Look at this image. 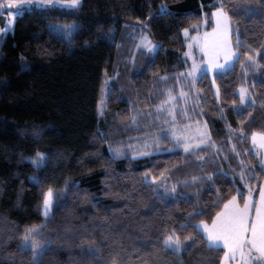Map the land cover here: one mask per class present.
I'll list each match as a JSON object with an SVG mask.
<instances>
[{"label": "trees", "instance_id": "trees-1", "mask_svg": "<svg viewBox=\"0 0 264 264\" xmlns=\"http://www.w3.org/2000/svg\"><path fill=\"white\" fill-rule=\"evenodd\" d=\"M217 5L235 25L240 55L214 75L218 98L209 75L198 77L199 106L212 138L225 141L230 127L235 151L255 163L249 138L240 140L238 131L241 121L249 134L264 131V0H81L75 9L31 6L15 17L0 47V264H32L31 249L20 245L32 224L40 226L37 239L52 241L40 264H220L223 248L205 247L206 239L191 225L211 221L234 195L243 201L245 190L222 166L221 155L207 145L197 151L205 159L197 160L171 147L167 137L160 141L162 150L143 157L116 155L107 147L108 141L123 140L135 115L143 117L164 98L181 70L183 29L203 18L210 25ZM48 21L77 26L65 39ZM140 27L158 47L153 54L138 51L132 63L128 56ZM248 56L255 57L254 65ZM104 74L110 89L106 110L98 114ZM244 84L255 103L241 113L233 103ZM38 152L45 154L39 166L29 159ZM163 175L183 198L157 199L150 178ZM193 176L200 180L178 183ZM249 177L258 186L264 170L256 165ZM48 188L59 202L46 219ZM194 208L202 212L186 221ZM184 222L188 226L180 228ZM172 229L182 241L195 236L179 254L162 244Z\"/></svg>", "mask_w": 264, "mask_h": 264}, {"label": "snow or ice", "instance_id": "snow-or-ice-1", "mask_svg": "<svg viewBox=\"0 0 264 264\" xmlns=\"http://www.w3.org/2000/svg\"><path fill=\"white\" fill-rule=\"evenodd\" d=\"M80 3L81 0H0V11L12 9L8 11L9 19L7 21V25H11L13 23L12 18L21 14L22 5H60L65 8L75 9L80 6ZM164 9L165 6L161 5V11H164ZM247 11L252 13L256 10L248 8ZM212 16L216 25L213 30L211 32H204L203 34L197 32L188 45L189 49L194 46L199 48L200 52L207 58L206 62H202L201 64H196L195 61L193 62L192 69L188 75L194 78L197 73L206 74L208 72L226 71L236 59H239V52L232 48L228 38L230 30L234 28L228 12L225 11L223 7H218L214 9ZM7 25L4 28H0V33L7 30ZM196 27L198 29L200 26L197 25ZM73 28V25L64 26L66 31H71ZM183 31L187 38L189 29L185 28ZM142 43L149 51H155L158 47V45H154L148 40L147 36L142 37ZM237 43H239V40ZM190 55V52L185 53L186 58ZM247 59L252 63H256L255 57L248 56ZM221 60H223L222 63ZM161 79H166V77H161ZM217 95H219V90H217ZM181 96L183 97L184 93H181ZM239 98V104H235L234 102L233 107L237 112L242 113L243 108L247 107L249 104V93L247 89H240ZM168 99L171 100L173 97L169 95ZM162 103L167 104L168 101H163ZM103 107V102H100L98 110L101 113ZM134 119L135 117H133V120ZM241 125L242 127L239 129L241 139L249 138L250 135L252 145L257 148V154H259V150H264V131H252L249 134L243 127L244 121H241ZM173 135L175 136V144L171 145V147H175L180 143V137L175 131H173ZM188 139V137H184V152L195 153L201 146H207L210 142V135L205 130L200 132L199 138H193L195 141L194 143H189ZM110 151H113V149L110 148ZM114 151L117 155L123 154L121 148H116ZM138 155H144V153L133 152V157ZM44 156V153L38 152L36 154L37 159H34L33 163L39 166V164L43 162ZM196 159L203 160L205 157L198 156ZM259 163L261 169L264 170V159H261ZM240 178L241 180L244 179V172H241ZM144 179L145 182H148L147 175H145ZM206 179L211 180L212 174H208ZM152 180L155 182L157 178L153 177ZM198 180H200V177L193 176L191 180L185 179L178 183H196ZM159 189H162V191ZM152 191L157 199H160L162 202L183 198L185 195L184 193L178 192L176 185L169 187L166 183L153 187ZM236 191L239 195H243L240 188H237ZM252 191L253 189L249 187V195L243 197V205L238 202L237 196L235 195L226 200L223 208L212 217L211 224H208L205 220H200L191 225L206 239L205 247L218 248L222 243L225 249V258L233 260H235L236 254L238 253L240 261H238L237 264H264V184L259 185L258 199L252 195ZM57 195L58 194L54 193L52 188H48L43 193V215L46 219L51 217L53 207L59 202L58 198H55ZM201 212L202 209L194 208L193 212L186 217V221L191 220L193 216L199 215ZM187 226L188 224L186 222L179 225L180 228H185ZM39 228V225L27 228L22 238L21 250H25L31 246L33 257L32 264H40V256L43 254L47 245L52 243L51 240L36 241L34 239L33 233L38 232ZM194 239L195 236L189 235L185 236L182 241L179 236L175 235V229H172L170 230V234L164 235L162 244L164 248L179 254L181 251L187 250L189 243ZM88 251H92L91 247ZM253 253H255V255H253ZM221 264H223V260Z\"/></svg>", "mask_w": 264, "mask_h": 264}, {"label": "rangeland", "instance_id": "rangeland-1", "mask_svg": "<svg viewBox=\"0 0 264 264\" xmlns=\"http://www.w3.org/2000/svg\"><path fill=\"white\" fill-rule=\"evenodd\" d=\"M41 7V8H62V9H69L62 7L60 5H50V6H37L35 4L32 5H22L21 11L26 7ZM221 7L220 5L215 6L210 15V25L207 24V19L203 18L202 22L198 24L200 27L197 29V25L194 27L187 28L189 29V34L187 38L185 37L184 31H182L184 40H185V49L180 55V61H181V70L176 74V80L173 82V79L168 83V87L165 90L164 98L158 102L156 105L152 106L151 109L148 111H145L143 113V117H138L135 115V119L132 121L130 131L127 132V134L123 137V140L118 139L117 142H107L108 150L110 151V148L113 149V151H110L113 154H116L114 151L116 148H121L123 150V154L121 155H131L133 156V152L136 153H144V155H138L136 157H143L150 155L151 153L157 152L162 150V144L161 139L164 137L169 138L174 144H175V136L173 135V131L180 137V143L179 145H176V147H180L183 151V144L185 142L184 137H188L189 143H194L193 138H199V134L202 131H207L210 135V142L207 145V147H210L214 153H219L222 158L223 167L225 170H227L232 176L237 178L241 184V186L245 190V195H249L248 188L251 187L253 189L252 195L254 193L255 186L251 185L249 182V176L252 173V169L257 166H260V160L264 159V150H259V154H257V148L252 145V141L250 139L249 135V147L248 152L252 154V156L255 158V163L251 162V159L249 156H244L242 154L243 150L235 151V145H237L236 141V132L232 131L230 127H228V135L226 140L223 139H217L214 140L211 135L210 127L208 126V123L204 119L202 115V110L199 106V95L195 88V81L198 79V77L201 75V73H197L196 77L188 75V73L191 71L193 62L195 61L196 64H201L202 62H206V57L200 52L199 48L193 47L189 49L188 45L192 41V37L199 32L200 34H203L204 32H211L213 28L216 26L214 18L212 16V12L215 8ZM12 9L3 10L0 11V28H4L7 25V21L9 19L8 17V11H11ZM16 17V16H15ZM15 17H13V23L11 25H7V30L3 33H0V47L5 39V36L8 33H11L13 31V26L15 22ZM234 25V23H232ZM48 28L51 29L56 34L60 35L61 37L68 39L71 37L73 32L76 29L77 23L74 21L70 22H57V21H48L47 23ZM65 25H73L74 28L71 31H66L64 29ZM138 32L140 34L137 35L133 46L131 47L132 51L130 52L129 61L133 63L134 58L138 55V51L144 50L145 52L149 54H153L155 51H149L147 48L143 46L142 43V37L147 36V39L150 40L154 45H158L157 42L152 41L148 34L141 29V27L138 29ZM233 34L235 37H233ZM228 38L231 42V46L233 49L237 50L235 46V42L238 40V33L237 30L234 28L230 30ZM190 52L191 55L189 57H185V53ZM223 60H221V63ZM255 63H253L254 65ZM233 65V64H232ZM231 65V66H232ZM259 67V65H258ZM223 72V71H221ZM219 72H208L207 74L212 80V88L214 95L218 98L219 95H217V85L214 82V75ZM172 82V83H171ZM241 88L247 89L249 93V104L255 103V98L252 90L249 88L248 85H240L237 89V93L239 95V91ZM110 89V77L106 74L102 76V80L99 87L98 92V98H97V104L96 109L98 114H103L107 107V98L108 93ZM181 93H184V96H181ZM171 95L173 99L169 100L168 97ZM163 101H168L167 104H163ZM100 102H103V110L102 113L98 110V105ZM240 102V98H239ZM236 103V104H239ZM238 137L241 140L239 131H238ZM225 143V145H223ZM203 147V146H201ZM159 149V150H157ZM240 149V148H239ZM229 150V152H227ZM245 151V149H244ZM229 153H233L232 156L229 155ZM244 153V152H243ZM195 156H201L202 154L199 152L192 153ZM117 155V154H116ZM29 159L32 161L34 160V156H30ZM261 167V166H260ZM241 172H244V179L241 180L240 174ZM33 178V177H32ZM150 182L152 184V187H156L159 184L166 183L169 187H171L173 184L171 183L169 177L167 175L159 176L155 182H153L152 178H150ZM162 191V189H159ZM236 196V195H235ZM37 224H32L29 227H32ZM26 228V229H27ZM25 229V231H26ZM24 231V234H25ZM23 234V236H24ZM170 234V233H168ZM166 234V235H168ZM33 237L36 241H41L36 238V232L33 233ZM164 237V236H163ZM162 237V240H163ZM22 244V240L20 241V245ZM222 244V243H221ZM223 245V244H222ZM28 248L31 249V246ZM224 250V249H223ZM32 251V249H31ZM33 260V257H32ZM223 260V264H237L238 261H240L239 254H236L235 260L225 258V250L222 255L221 262Z\"/></svg>", "mask_w": 264, "mask_h": 264}, {"label": "crops", "instance_id": "crops-1", "mask_svg": "<svg viewBox=\"0 0 264 264\" xmlns=\"http://www.w3.org/2000/svg\"><path fill=\"white\" fill-rule=\"evenodd\" d=\"M261 184H264V181L263 182H261L259 185H261ZM259 185L258 186H255V188H254V193H253V196L256 198V199H258L259 198ZM237 199H238V197H237ZM238 202H239V199H238ZM241 205H243V201L242 202H239ZM224 206V205H223ZM223 206H222V208H223ZM221 208V209H222ZM220 209V210H221ZM219 210V211H220ZM253 213H254V209H253ZM215 216V215H214ZM207 222V221H206ZM211 222H212V220L211 221H209V222H207L208 224H211ZM220 247H222L223 249H224V247H223V245L222 244H220ZM225 250V249H224ZM253 255H255V253H253ZM220 264H221V262H220Z\"/></svg>", "mask_w": 264, "mask_h": 264}]
</instances>
